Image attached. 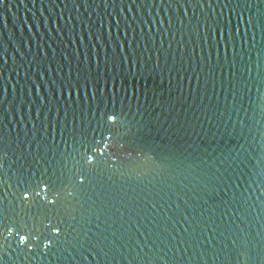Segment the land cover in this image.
<instances>
[{
	"label": "water",
	"instance_id": "95a60500",
	"mask_svg": "<svg viewBox=\"0 0 264 264\" xmlns=\"http://www.w3.org/2000/svg\"><path fill=\"white\" fill-rule=\"evenodd\" d=\"M0 264H264V0H0Z\"/></svg>",
	"mask_w": 264,
	"mask_h": 264
},
{
	"label": "snow or ice",
	"instance_id": "6c2138e0",
	"mask_svg": "<svg viewBox=\"0 0 264 264\" xmlns=\"http://www.w3.org/2000/svg\"><path fill=\"white\" fill-rule=\"evenodd\" d=\"M22 239V238H21Z\"/></svg>",
	"mask_w": 264,
	"mask_h": 264
}]
</instances>
